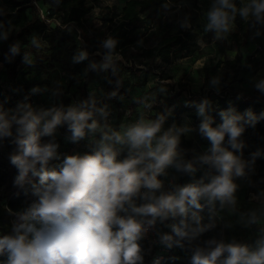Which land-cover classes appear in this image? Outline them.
Returning a JSON list of instances; mask_svg holds the SVG:
<instances>
[{
	"label": "clouds",
	"instance_id": "1",
	"mask_svg": "<svg viewBox=\"0 0 264 264\" xmlns=\"http://www.w3.org/2000/svg\"><path fill=\"white\" fill-rule=\"evenodd\" d=\"M206 15L205 31L214 32L219 40L232 30L237 15L253 27L264 26V0H240L239 5L236 0H212ZM102 47L107 53L101 67L107 69L113 62L116 41L108 38ZM11 51L15 53L17 48L13 46ZM86 57L87 53L81 52L75 60ZM212 83L218 81L213 79ZM256 88L264 91V79ZM207 105V100L198 105V115L203 117L199 132L210 141L211 154L201 160L217 174L207 184L201 180L185 185L176 194L159 196L156 192L162 182L158 177L166 168L175 165L195 171L191 163L176 162L180 137L190 128L164 130L163 116H141L119 130L105 129L93 119L95 112L106 115L103 108H96L94 99L40 112L23 105L20 114L11 118L0 110V141L13 137L15 125L18 151L10 156V162L19 171L16 182L24 181L29 173L38 177V184L32 186L35 199L16 214L10 234L0 235V256H6L3 264H142L137 240L147 229L137 217H150L147 224L151 226L177 211L185 213L189 206L200 209L204 197L210 203L219 200L221 205L235 204L238 186L234 177L245 175L246 167L233 151L244 147L240 140L245 131L243 117L221 113L223 122L213 127L212 118L206 115ZM247 117L245 123L255 126L257 117L251 111ZM65 125L73 143L92 137V150L65 155L58 169L50 168V161L60 159L59 144L54 140L43 142L42 137H54ZM226 137L232 150L224 146ZM252 155L254 162L260 153ZM138 199L146 202L138 205ZM196 222L199 225V218ZM248 223H257L255 212ZM173 227L181 239L191 240L211 225L191 231ZM163 240L171 241L172 237L165 235ZM221 258L222 264H264V236L254 245L212 239L207 247H195L191 260L192 264H218Z\"/></svg>",
	"mask_w": 264,
	"mask_h": 264
},
{
	"label": "trees",
	"instance_id": "2",
	"mask_svg": "<svg viewBox=\"0 0 264 264\" xmlns=\"http://www.w3.org/2000/svg\"><path fill=\"white\" fill-rule=\"evenodd\" d=\"M92 1L95 0H0V33L5 35L0 48V110L8 113L11 118L10 112L15 110L14 115H19L23 105H28L33 109L27 86L18 81L20 69L31 53L34 54L39 64L48 60L50 58L49 50L54 47L58 38L59 43L71 41L69 51L72 54L73 62L67 71L72 75L77 74V79L80 81L78 86L80 104L87 100V86L95 74L103 79L105 95L102 100H95L96 108L99 109L109 103L108 99L116 101L119 97L129 96L127 88L129 77L132 86L135 88L144 87L149 83L157 68L160 77L152 88L150 101L146 104L149 118L155 119L158 116H163L164 130L172 127H184L182 122L186 115L201 123L203 118L189 114L188 104L179 101L184 87L177 90L176 87L181 84L169 82L173 79V75L161 70L160 65L155 66L154 62L161 61L165 65H171L176 57L188 56L200 36L209 41L215 38V33L206 32L205 28L199 31L200 27L192 24L193 19L182 22L174 32L170 30L161 34L151 32L154 28H162L168 15L180 14L181 21H184L187 16L186 11L189 13L191 11L187 10V7L181 10L178 8L179 5L172 3L171 0H125L115 17L104 20L108 28V37L104 40L112 38L116 41V47L112 53L113 62L107 69H104L101 67L107 53V50L102 47L104 40L101 42L96 40L98 29L87 17L92 10ZM236 2L239 5L240 0H236ZM190 3L193 7L192 11L196 14L208 11V8L200 6L196 0ZM39 4H48L49 7L42 9ZM41 9L47 19L42 17ZM235 21L237 29H232L221 39L237 51H241L247 45L251 31H261L264 26L256 24L253 27L251 22L245 21L239 16ZM13 46L17 48L15 53L11 51ZM81 52H86L87 57L76 62L75 58ZM238 62H241V56L229 60L220 59L217 67L225 65L235 68ZM93 64L96 65L95 68L91 67ZM113 93L115 95H112ZM205 100L208 101L206 115L212 118L213 127H217L223 122L221 113L243 117L241 123L244 125L245 131L240 140L244 147L233 151L251 157H253V153H260L255 158L257 170L254 179L257 185L264 189V115H262L264 114V91H251L240 95L224 90L215 96L208 95ZM216 100L217 104L214 102ZM141 103H144V100L137 99L131 103V108ZM70 105L71 100L62 97L55 107L63 106L66 109ZM249 111L257 117L255 126L245 123ZM93 119L99 124L106 123L100 112H95ZM61 128L64 129L67 136H70L66 125ZM14 138L15 125H13V137L0 141V152L6 146L10 149L7 164L0 165V189H4L8 197L6 204L0 205V235L10 234L16 214L26 209L35 199L32 195V186L38 184V177H33L31 173L24 181L16 182L19 171L10 162V156L18 151ZM49 140H54L59 144L60 159L52 160L49 163L50 168L58 169L63 157L69 154L62 149V135L42 137L43 142ZM224 146L232 150L227 144V137ZM91 150L92 146L84 153ZM176 151L187 160V163H191L193 168L198 166L193 142L186 136V133L181 135ZM189 173L181 168V179ZM193 219V212H185L165 218L163 220L165 229L158 225L163 234L173 232L170 250L162 259L155 258L150 254L149 244L140 236L137 243L141 247L142 264H192V256L183 260L176 253V248L184 247L188 238L181 239L177 236L173 226L191 231ZM171 221H174L173 225L166 228V225ZM176 241H180V243L178 244ZM5 259L6 256H0V264H3ZM218 264H222V260L218 261Z\"/></svg>",
	"mask_w": 264,
	"mask_h": 264
},
{
	"label": "rangeland",
	"instance_id": "3",
	"mask_svg": "<svg viewBox=\"0 0 264 264\" xmlns=\"http://www.w3.org/2000/svg\"><path fill=\"white\" fill-rule=\"evenodd\" d=\"M125 0H95L92 1V10L88 14V18L98 29L97 41H103L108 37V28L105 19L116 16L120 11ZM194 0H171L181 10L187 7L190 10L186 11V18L181 21V15L171 14L165 19L163 27L154 28L151 32L161 34L166 30L174 32L178 26L185 21L192 20V24L198 25L199 31L206 27L207 11L196 14L192 11ZM197 3L206 8H210L212 0H196ZM35 3V2H34ZM38 7V4H36ZM42 9L49 7L48 4H39ZM41 9V11H42ZM188 12V13H187ZM239 15H237L238 17ZM236 17V18H237ZM180 18V21H179ZM235 22L232 29L236 30ZM259 32V35L256 33ZM5 38L4 34L0 33V48ZM32 41V40H30ZM54 47L49 50V59L43 64L37 63L34 54L25 60L19 72L18 81L20 84L27 86L28 92L32 99L34 111L40 112L55 107L56 103L60 102L62 97L69 98L71 105L80 104V81L77 79V74H69L67 68L72 66L73 57L69 51L71 41L59 43L58 38L55 41ZM247 45L237 51L234 47L225 43L222 39L207 40L199 37L198 42L193 45L192 52L188 56L176 57L171 65H165L161 61L154 62L155 66L160 65L161 70L173 75V79L169 82H178L181 85L176 89H182V95L179 101L188 104L191 115L198 118H203L198 115V105L203 102L207 96H215L222 93L224 90L232 94L244 95L251 91H261L256 88V84L264 79V29L261 31L252 30L248 36ZM236 56H241V62L236 64L235 68H229L225 65L217 67L218 60L234 59ZM1 68V65H0ZM156 68L151 76L149 83L144 87L135 88L132 86L131 80L128 78L129 96L117 98V100L108 99V104L103 106L106 115H103L106 123L99 124L105 129L111 128L119 130L122 125L134 123L141 116L150 119L146 104L150 101L152 88L156 85L157 79L160 77ZM226 75V78L224 76ZM213 79L218 83L213 84ZM103 79L95 74L89 85L87 86V100H102L104 95ZM36 89V91H33ZM137 99L144 100V103L135 105L131 108V103ZM217 104V100L214 101ZM15 114V110L10 112V117ZM183 126L188 127L191 131L186 133V136L192 140L194 152L196 154L195 171L190 172L185 178L181 179L180 169L175 165L169 166L165 172L158 177L162 182V188L156 192L159 196L164 194H176L179 189L190 183H198L201 180L207 184L211 177L216 175V170L209 164H205L201 157L210 155L211 144L207 138L199 132L200 123L193 117L186 115L183 119ZM64 129L59 127L56 134L63 137L62 149L69 155L75 153L83 154L89 147H93L92 137H86L78 143H73L64 133ZM98 138V135L97 137ZM10 149L6 146L0 152V165H6L9 160ZM246 163L245 175L234 177V182L237 184L235 192V204L224 203L221 205L219 200L209 202L207 197L201 198L202 207L196 209L189 206L186 212H193V228L197 226H208L206 230L195 238L186 242L184 247H177L176 253L178 256L187 260L192 256L195 247H207V241L215 239L230 243H244L254 245L255 241L261 236H264V189L260 188L255 179L257 165L253 157L243 153H236ZM123 158V157H121ZM176 162L186 164L187 160L180 154L177 155ZM142 192L147 189H142ZM8 197L4 189H0V205L6 204ZM146 201L138 199L136 203L142 204ZM207 207H209L207 209ZM205 208V210H204ZM255 212L257 223L249 224L250 215ZM176 214H181L177 211ZM173 215H169L171 217ZM199 218V225L196 219ZM157 224L165 229L163 220L157 219ZM174 221L166 225L170 227ZM223 258H221L222 260Z\"/></svg>",
	"mask_w": 264,
	"mask_h": 264
},
{
	"label": "built area",
	"instance_id": "4",
	"mask_svg": "<svg viewBox=\"0 0 264 264\" xmlns=\"http://www.w3.org/2000/svg\"><path fill=\"white\" fill-rule=\"evenodd\" d=\"M41 15L44 19H47L46 16L44 15L43 11H41ZM137 219L143 220L144 221V226L147 229L145 232L142 233L143 239L147 241L150 247V254L155 257L162 259L164 258V255L167 254L170 250V246L172 243L171 241H165L163 240V237L165 235L171 236L172 237V231L171 233H166L163 234L159 228L157 222H155L154 225L149 226L147 224V220L150 219V217H137Z\"/></svg>",
	"mask_w": 264,
	"mask_h": 264
}]
</instances>
